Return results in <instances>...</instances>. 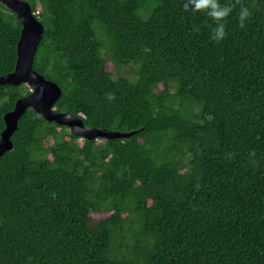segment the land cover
<instances>
[{
    "label": "trees",
    "instance_id": "trees-1",
    "mask_svg": "<svg viewBox=\"0 0 264 264\" xmlns=\"http://www.w3.org/2000/svg\"><path fill=\"white\" fill-rule=\"evenodd\" d=\"M24 1L53 109L135 135L90 141L29 108L0 158V264H264V0H219V43L185 0ZM22 29L0 2V76ZM30 93L0 86V140Z\"/></svg>",
    "mask_w": 264,
    "mask_h": 264
},
{
    "label": "water",
    "instance_id": "water-1",
    "mask_svg": "<svg viewBox=\"0 0 264 264\" xmlns=\"http://www.w3.org/2000/svg\"><path fill=\"white\" fill-rule=\"evenodd\" d=\"M2 5L17 16L23 26L17 44V63L13 73L0 76V86H20L26 84L31 93L19 99L15 109L4 116L6 128L1 134L0 158L13 149L12 136L18 130L19 121L29 108L34 109L48 122L68 127L77 137L87 140L105 138L108 140L128 139L135 135L106 129L86 128L84 121L67 113L54 110V105L62 96V89L55 82L47 80L34 69L38 47L45 34V27L34 14L31 5L24 0H0Z\"/></svg>",
    "mask_w": 264,
    "mask_h": 264
},
{
    "label": "clouds",
    "instance_id": "clouds-1",
    "mask_svg": "<svg viewBox=\"0 0 264 264\" xmlns=\"http://www.w3.org/2000/svg\"><path fill=\"white\" fill-rule=\"evenodd\" d=\"M239 3V0H236ZM235 5H221L219 0H185L183 4V10L185 12L192 13H204L215 24V27L211 29L210 38L214 42L219 43L226 36V25L224 21L233 12ZM251 15L247 7L241 6L238 13V21L240 28L245 27L246 19ZM198 31V30H197ZM112 99V96L108 97Z\"/></svg>",
    "mask_w": 264,
    "mask_h": 264
}]
</instances>
